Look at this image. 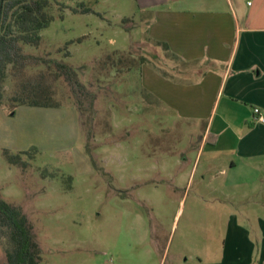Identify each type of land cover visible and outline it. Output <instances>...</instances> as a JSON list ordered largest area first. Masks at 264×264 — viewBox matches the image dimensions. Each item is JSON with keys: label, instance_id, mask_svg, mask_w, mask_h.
Returning a JSON list of instances; mask_svg holds the SVG:
<instances>
[{"label": "rangeland", "instance_id": "rangeland-1", "mask_svg": "<svg viewBox=\"0 0 264 264\" xmlns=\"http://www.w3.org/2000/svg\"><path fill=\"white\" fill-rule=\"evenodd\" d=\"M139 9L137 0H52L54 19L40 44L23 45L27 54L73 66L96 94L92 111L79 109L62 77L53 88L59 107L18 105L11 98L20 77L8 70L0 196L28 214L40 264L212 262L228 216L264 200V190L251 193L249 175L231 182L244 178L243 164L233 171L223 158L212 166L211 148L199 153L200 123L174 119L147 92L132 68L157 61L156 47L140 41ZM47 68L31 65L25 75ZM5 149L22 153L25 166L11 163ZM10 246L0 233V264Z\"/></svg>", "mask_w": 264, "mask_h": 264}, {"label": "crops", "instance_id": "crops-1", "mask_svg": "<svg viewBox=\"0 0 264 264\" xmlns=\"http://www.w3.org/2000/svg\"><path fill=\"white\" fill-rule=\"evenodd\" d=\"M137 1L147 33L140 41L156 47L157 61L132 68L147 92L174 119L202 125L199 153L211 148L209 164L229 158L231 170L246 167L234 185L250 180L252 194L264 190V122L254 113L264 116V0ZM252 201L228 216L220 255L201 264H264V200Z\"/></svg>", "mask_w": 264, "mask_h": 264}, {"label": "trees", "instance_id": "trees-1", "mask_svg": "<svg viewBox=\"0 0 264 264\" xmlns=\"http://www.w3.org/2000/svg\"><path fill=\"white\" fill-rule=\"evenodd\" d=\"M52 0H0V105L9 68L20 77L11 100L18 105L59 107L53 98L54 82L63 78L81 111H92L96 94L80 79L76 69L62 61L44 59L24 52L23 45L38 46L41 31L54 16L48 11ZM90 11V9H85ZM46 63L47 69L25 75L31 65ZM11 163L24 165L22 153L10 154ZM25 153V152H23ZM0 233H6L11 246L6 250V264H40L42 247L34 225L23 207L0 196Z\"/></svg>", "mask_w": 264, "mask_h": 264}, {"label": "built area", "instance_id": "built-area-1", "mask_svg": "<svg viewBox=\"0 0 264 264\" xmlns=\"http://www.w3.org/2000/svg\"><path fill=\"white\" fill-rule=\"evenodd\" d=\"M254 113L256 115L257 122H264V116L261 113V109L259 107L254 108Z\"/></svg>", "mask_w": 264, "mask_h": 264}]
</instances>
